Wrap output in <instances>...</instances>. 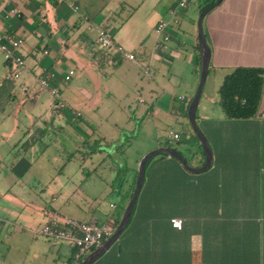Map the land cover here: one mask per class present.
<instances>
[{
	"label": "crops",
	"instance_id": "crops-1",
	"mask_svg": "<svg viewBox=\"0 0 264 264\" xmlns=\"http://www.w3.org/2000/svg\"><path fill=\"white\" fill-rule=\"evenodd\" d=\"M209 1L197 0L195 13L187 6L173 18L170 11L178 0H0V35L23 40L20 54L25 64L18 79H8L12 66L0 52V164L3 156L14 152L18 156L8 163L7 172H0V186L6 179L9 190H15L11 191L13 194L28 192V179L33 177L28 173L33 158L24 151L29 147V130H23L17 120L14 125L8 122L11 101L16 100L17 80L23 77L25 85L29 77L37 82V76L52 73L54 80L50 85L57 88L70 70L87 66L97 77L102 72L103 77L108 66L120 96L126 94L127 88L155 92V76L151 73V79L144 78L142 70H160L166 63L172 80L179 82L182 77L177 45L181 44V32H192L193 28L197 45L188 59L198 76L186 86L195 94L200 68L196 22L201 6ZM159 20L169 22L165 30L167 42L161 41L154 31ZM102 30L134 59L119 58L115 53L96 54L93 47L98 45L97 35ZM202 30L210 58L197 105L198 128L211 150L210 165L196 173L198 176L189 187L190 173L176 159L164 154L150 158L143 180L147 182L144 196L151 201L147 207L175 213L149 220L136 217L126 234L119 236L117 246L113 244L104 254L101 264H264V84L258 112L247 119L226 118L217 95L224 77L233 69L264 70V0H223L204 17ZM164 101L159 97L156 103L166 108L169 102ZM14 110L18 115L20 105L16 104ZM76 117H81L80 113ZM174 133L180 138L178 131ZM188 142L196 149L191 163L185 159L188 167H202L205 156L200 143L192 139ZM163 147L173 148L153 140L144 154ZM112 171L111 177L115 178V170ZM36 180L33 177L32 181ZM51 209L47 210L60 214ZM173 218L181 220L180 230L172 227ZM53 243L36 245L34 252L38 255L31 257L10 251L0 253V264H30L31 259L38 261L39 255L46 264H52L53 257L62 254L63 246L69 248L72 257V247L64 242ZM62 264L70 261L63 260Z\"/></svg>",
	"mask_w": 264,
	"mask_h": 264
},
{
	"label": "rangeland",
	"instance_id": "rangeland-1",
	"mask_svg": "<svg viewBox=\"0 0 264 264\" xmlns=\"http://www.w3.org/2000/svg\"><path fill=\"white\" fill-rule=\"evenodd\" d=\"M187 6L190 12L195 13L197 0H191ZM181 34L177 61L182 78L179 82L172 80L166 63L160 70L151 67L156 81L155 92L130 91L127 88L124 89L126 94L120 96L118 88L112 84L114 79L110 78L108 66L103 77L102 72L97 77L87 66L75 68L70 82L57 84V96L42 89L30 77L25 85L23 77L15 82L16 100L13 98L11 101L12 113L8 122L13 124L17 120L23 130H29V147L24 151L33 158L28 173L37 180L32 181L33 177L28 179L29 191L23 190L18 194L11 192L14 189L9 190L6 179L2 183L4 186H0V253L10 251L15 255L31 257L35 253L38 255L34 252L36 245L45 242L52 246L53 241L39 234L47 221L43 213L51 208L64 216L90 224L108 223L112 235L134 192L139 163L146 154L154 151L144 154L153 140L182 151L184 159L191 163L196 149L188 141L197 138L187 119L189 100L194 92L186 85L198 76L188 59L195 53L196 30L192 28L190 32L187 29ZM93 50L96 54L105 52L98 45ZM127 66L124 65L121 70ZM204 92L202 98L206 89ZM159 97L168 101L169 106H158ZM181 97L184 100H180ZM139 100L144 103H139ZM16 104L21 108L18 115L14 112ZM199 112L200 109H196L197 127L200 126ZM77 113L81 117H76ZM175 131L180 134L179 140L168 142L169 132ZM16 155L14 152L3 156L0 172L8 171V163L14 162L18 158ZM111 168L115 170V178L111 177L114 173ZM196 176L198 174L190 173L189 187H192ZM146 183L145 180L122 235L130 229L145 200ZM113 246L116 247L117 242ZM68 249L63 246L62 254L55 255L52 264H62L63 260L72 264ZM88 254L90 252L84 258ZM104 258L105 255L93 264L103 263ZM37 259H31L30 264H42V255Z\"/></svg>",
	"mask_w": 264,
	"mask_h": 264
},
{
	"label": "built area",
	"instance_id": "built-area-1",
	"mask_svg": "<svg viewBox=\"0 0 264 264\" xmlns=\"http://www.w3.org/2000/svg\"><path fill=\"white\" fill-rule=\"evenodd\" d=\"M60 2L61 0H56ZM191 0H178L176 6L170 11V15L175 18L178 13L187 8ZM176 23L177 20L175 19ZM169 22L166 20H159L155 26V33L161 36L163 42H167L169 37L165 34ZM97 44L101 49H104V54L110 55L115 53L119 58L133 60L134 55L128 53L123 47L114 45L111 40V35L102 30L97 35ZM23 45V40L14 38L11 35H0V52L3 54L5 60L12 66L8 79H18L25 69L24 60L20 54V49ZM47 52H44L46 54ZM74 75V71L70 70L62 81L67 83ZM142 76L151 79V72L148 68L142 70ZM37 83L42 89H46L52 96H57L58 89L51 86L50 83L54 80L52 73H45L36 78ZM182 99V98H181ZM142 102V100H140ZM167 139L169 141H178L179 135L174 132H169ZM43 215L47 218L46 223L39 231V234L51 241L64 242L73 248L71 261L73 264H78L88 252H92L100 247L110 236L111 226L108 223L104 224H90L85 221H78L60 214L45 210ZM173 228L180 230L182 222L178 218L170 220Z\"/></svg>",
	"mask_w": 264,
	"mask_h": 264
},
{
	"label": "water",
	"instance_id": "water-1",
	"mask_svg": "<svg viewBox=\"0 0 264 264\" xmlns=\"http://www.w3.org/2000/svg\"><path fill=\"white\" fill-rule=\"evenodd\" d=\"M222 1L223 0H214L213 4L206 7L205 9H203L199 13L198 18H197V22H196L198 46L200 49L199 82H198L195 94L189 103V107L187 110V119H188V123H189V126L191 128L192 133L196 136L198 142L200 143V145L202 147V151H203L204 156H205L204 165L200 168H197V169H193V168L188 167L185 159L183 158L182 151L176 150V149L170 148V147L159 148V149H156V150L146 154L141 159V161L139 163L137 180H136L134 192H133L131 199H130V202H129V204H128L125 212H124V215L121 219L120 224L117 226L114 233L100 247H98L95 250H93L92 252H90V254H88L80 264H93V263H95L101 256H103L108 251V249L119 238L120 234L122 233L123 229L125 228V226L127 225L128 221H129L131 212L135 206L136 200H137L139 193L141 191V188L143 185V179H144L145 165L150 158L157 156V155L164 154L168 157H172V158L176 159L179 162V164L187 172L193 173V174L201 173L209 167L210 162H211V150H210V147L207 143L206 138L201 133V131L199 130V128L197 127L196 122H195L196 109H197V105L199 102V98L201 96L203 86L205 84L208 65H209V58H210L209 48L207 46L205 36H204L203 30H202V22H203L204 17L210 11H212L214 8L218 7L222 3ZM62 216H64V215H62ZM64 217H67V216H64ZM68 218H71V217H68ZM71 219H75V218H71ZM75 220L82 221L79 219H75Z\"/></svg>",
	"mask_w": 264,
	"mask_h": 264
},
{
	"label": "trees",
	"instance_id": "trees-1",
	"mask_svg": "<svg viewBox=\"0 0 264 264\" xmlns=\"http://www.w3.org/2000/svg\"><path fill=\"white\" fill-rule=\"evenodd\" d=\"M213 2L214 0L205 3L201 6L200 11ZM263 84L264 70L262 68L237 67L227 74L217 90L218 103L225 117L236 120L254 117L258 112ZM150 203V199L145 198L136 217L149 220L167 218V215L175 213L161 210L151 211L147 207ZM82 261L83 259L78 264Z\"/></svg>",
	"mask_w": 264,
	"mask_h": 264
}]
</instances>
